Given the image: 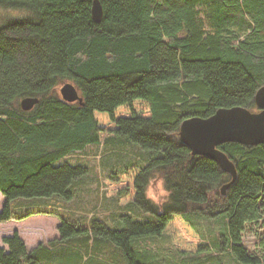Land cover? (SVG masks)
<instances>
[{
    "label": "trees",
    "instance_id": "1",
    "mask_svg": "<svg viewBox=\"0 0 264 264\" xmlns=\"http://www.w3.org/2000/svg\"><path fill=\"white\" fill-rule=\"evenodd\" d=\"M99 1L104 15L96 23L94 0H0L3 9L28 11L0 25V223L33 214L15 213L14 200L71 201L74 181L87 169L59 162L109 137L152 155L146 165L112 173L109 195L156 217L120 214L114 226L94 219L89 227L61 218L60 245L29 251L15 232L3 238L8 250L0 249V264H158L135 249L138 240L156 237L168 238L182 256L206 255L209 245L188 215H200L203 205L223 223L218 250L238 264H264V249L243 244L249 225L264 228V147H219L235 162L237 179L211 201L209 192L231 177L193 156L179 137L185 119L236 106L256 111L264 0ZM64 81L78 87L84 106L59 95ZM29 96L40 101L25 111L20 101ZM157 172L171 194L161 210L146 194ZM109 246L113 263L101 257Z\"/></svg>",
    "mask_w": 264,
    "mask_h": 264
},
{
    "label": "rangeland",
    "instance_id": "2",
    "mask_svg": "<svg viewBox=\"0 0 264 264\" xmlns=\"http://www.w3.org/2000/svg\"><path fill=\"white\" fill-rule=\"evenodd\" d=\"M26 15H28V11L26 10L3 9L0 7V25L7 18L23 17ZM62 85L58 86V88L62 87ZM58 93L62 97L59 90ZM151 156L149 152L144 151L138 145L129 142L127 139L118 137H109L99 143L87 145L82 150L71 152L59 163L68 162L71 165H79L87 169L83 177L74 181L71 189L74 193V198L71 201H66L57 196L41 199L36 198L33 200H14L12 207L15 213L26 214L32 212L33 214L23 220H12L6 223H0V249L8 250V247L3 243V238L10 237L15 232L20 235L29 251L34 250L40 244L46 245L50 249L51 246H47L48 243L59 242L61 218L71 220L72 222H82V227H89L94 219L103 220L109 226H114L115 217L120 214H130L139 220L156 217L152 212H144L141 209L134 208L132 205L119 202L116 197L110 196L107 191V179L112 173L123 170L130 164L138 163L140 165H146L147 161L151 159ZM223 173L226 174V172ZM226 175L231 177L228 173ZM231 180L221 185L218 192L215 190L209 192V197L210 199L212 198L211 201L217 195L223 194V187L230 183ZM229 188L226 189V192ZM146 194L148 199L156 206V210H161L162 206L165 207L169 204L171 194L160 172L154 174L150 180ZM1 201H4L3 208L6 199L0 192ZM205 207L207 208L206 205L201 207L203 209H200V207L197 208V211L201 213L198 216L193 214L195 212H189L190 214L188 215L200 229L205 242L209 245L210 252L208 254L182 256L176 252L171 241L165 237L142 238L135 244V249L137 248L141 252H151L153 259L155 258L158 264H238L228 252L218 250L219 242L222 240L223 235V223L219 221L220 219L217 220V218L211 219L207 217L209 211L204 212V209L206 210ZM263 242L264 228L260 225H249L243 235V244L245 247L250 252L259 253L264 249ZM57 245H60V243ZM110 249L111 247L109 246L101 254V257L109 263H113L115 259Z\"/></svg>",
    "mask_w": 264,
    "mask_h": 264
},
{
    "label": "water",
    "instance_id": "3",
    "mask_svg": "<svg viewBox=\"0 0 264 264\" xmlns=\"http://www.w3.org/2000/svg\"><path fill=\"white\" fill-rule=\"evenodd\" d=\"M103 15L104 10L101 2L94 0L93 20L100 23ZM62 84L58 90L65 101L77 102L81 106L85 105L81 92L74 83L65 81ZM254 101L256 111L240 106L221 108L208 118L185 119L180 126V141L191 150L193 156H204L216 162L223 172L231 175L232 180L223 187V194L236 180L237 167L219 147L230 142L264 147V86L258 89ZM38 103V97H26L22 99L21 107L23 110L29 111Z\"/></svg>",
    "mask_w": 264,
    "mask_h": 264
},
{
    "label": "crops",
    "instance_id": "4",
    "mask_svg": "<svg viewBox=\"0 0 264 264\" xmlns=\"http://www.w3.org/2000/svg\"><path fill=\"white\" fill-rule=\"evenodd\" d=\"M0 203H1V206H0V209H1V208H2V205H3V203H4V201H1Z\"/></svg>",
    "mask_w": 264,
    "mask_h": 264
},
{
    "label": "bare ground",
    "instance_id": "5",
    "mask_svg": "<svg viewBox=\"0 0 264 264\" xmlns=\"http://www.w3.org/2000/svg\"><path fill=\"white\" fill-rule=\"evenodd\" d=\"M69 103V102H68ZM255 103V102H254ZM21 104V103H20ZM238 144V143H237ZM227 174V173H226Z\"/></svg>",
    "mask_w": 264,
    "mask_h": 264
}]
</instances>
